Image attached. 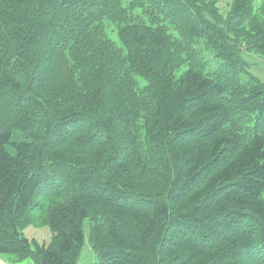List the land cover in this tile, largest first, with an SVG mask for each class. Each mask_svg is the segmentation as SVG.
<instances>
[{
  "label": "trees",
  "instance_id": "trees-1",
  "mask_svg": "<svg viewBox=\"0 0 264 264\" xmlns=\"http://www.w3.org/2000/svg\"><path fill=\"white\" fill-rule=\"evenodd\" d=\"M220 1L0 0V254L264 264V0Z\"/></svg>",
  "mask_w": 264,
  "mask_h": 264
},
{
  "label": "rangeland",
  "instance_id": "rangeland-1",
  "mask_svg": "<svg viewBox=\"0 0 264 264\" xmlns=\"http://www.w3.org/2000/svg\"><path fill=\"white\" fill-rule=\"evenodd\" d=\"M219 6L223 11L228 8V0H222L219 2ZM111 38L117 40V35L115 31H108ZM243 56L250 63V70L264 80V57L258 55L255 52H243ZM215 64L214 60H210V65ZM25 234L29 238H35L41 243H48L51 237V232L49 227L43 226H30L25 230ZM98 261L97 255L90 249L88 244H85L82 249L81 255L78 259V264H92ZM0 264H33L31 259H26L24 261H16L13 254H0Z\"/></svg>",
  "mask_w": 264,
  "mask_h": 264
}]
</instances>
